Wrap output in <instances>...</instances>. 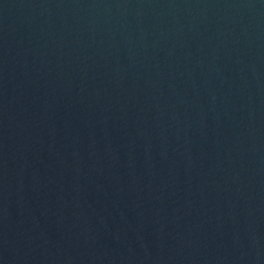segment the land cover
<instances>
[{
    "label": "water",
    "instance_id": "obj_1",
    "mask_svg": "<svg viewBox=\"0 0 264 264\" xmlns=\"http://www.w3.org/2000/svg\"><path fill=\"white\" fill-rule=\"evenodd\" d=\"M0 264H264V0H0Z\"/></svg>",
    "mask_w": 264,
    "mask_h": 264
}]
</instances>
